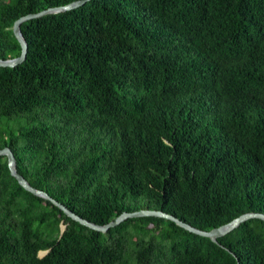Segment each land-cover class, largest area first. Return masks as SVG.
<instances>
[{"label": "trees", "instance_id": "1", "mask_svg": "<svg viewBox=\"0 0 264 264\" xmlns=\"http://www.w3.org/2000/svg\"><path fill=\"white\" fill-rule=\"evenodd\" d=\"M72 1L0 0V58L21 54L17 19ZM21 29L26 60L0 66V149L34 187L99 225L264 213V0H89ZM0 264H264V220L219 243L153 215L103 232L2 155Z\"/></svg>", "mask_w": 264, "mask_h": 264}, {"label": "water", "instance_id": "2", "mask_svg": "<svg viewBox=\"0 0 264 264\" xmlns=\"http://www.w3.org/2000/svg\"><path fill=\"white\" fill-rule=\"evenodd\" d=\"M88 1L89 0H75V1H72V2L65 4V5L50 7V8L44 9L40 12L29 13L27 15L21 16L19 19H17L15 21L14 26H13L14 33H15L16 37L18 38V40L21 44V47H22L21 54L17 57L9 58V59L0 58V66L15 67V66L21 64L22 62H24L26 60L29 45H28V42L25 39L23 32H22V29H21L22 23H24L25 21H27L29 19L37 18V17H40V16L45 15L47 13H57V12L72 10V9H75V8H78L82 5H84ZM2 155H6L8 157L9 167H10L12 175L15 176L18 179V181L21 183V185L24 186L27 190L33 192L36 195L50 199L52 202H54L56 205H58L60 208H62L68 216L72 217L73 219L79 221L80 223H82V224H84V225H86L92 229L103 231V232H107L110 228L119 225L120 223H122L123 221H125L128 218L153 215V216H159V217H165V218L172 219L173 221H175L177 224L184 227L185 229L192 231L194 233H197L199 235L209 237L214 242L219 243L220 237L230 233L231 231L236 229L241 223H243V222H245L251 218H261L264 220V213L246 212V213L234 218L233 220H231L230 222H228L226 224H223V225L218 226L216 228H213L211 230H203V229L195 227L192 224L176 217L175 215L169 214L163 210L141 209V210H137V211H133V212L125 211V212L121 213L119 216H117L114 220L110 221L109 223H107L105 225H99L93 221H90V220L80 216L79 214H77L73 210L69 209L66 205L59 202L55 198H53L46 191H43L41 189L34 187L18 171L16 155H15L14 151L9 146L0 149V157ZM65 228H66V225L62 224L61 230L64 231ZM47 253H48V250H41L39 254L41 256H44Z\"/></svg>", "mask_w": 264, "mask_h": 264}]
</instances>
